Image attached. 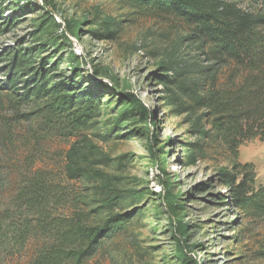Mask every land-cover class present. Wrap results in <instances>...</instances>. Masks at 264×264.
I'll return each mask as SVG.
<instances>
[{"label": "rangeland", "instance_id": "rangeland-1", "mask_svg": "<svg viewBox=\"0 0 264 264\" xmlns=\"http://www.w3.org/2000/svg\"><path fill=\"white\" fill-rule=\"evenodd\" d=\"M224 1L264 17V0ZM1 10V23L13 21L0 34V85L10 54L34 48V66L50 70L53 83L91 95L99 113L82 131H72L42 104L0 90V125L9 122L15 130L12 143L0 135V209L18 217L15 190L37 175L69 197L86 195L89 183L66 176L75 148L76 161L118 179L125 198L115 214L129 220L102 241L89 264H264V221L228 198L218 169L231 155L218 139L199 133L205 110L194 105L192 91L226 83L230 69L196 28L124 0H0ZM107 30L114 39L98 36ZM130 101L133 112L118 122ZM191 144L201 149L194 165L186 164ZM91 146L98 154L92 156ZM237 154L239 163L254 166L255 187H264V142L246 141ZM105 156L106 164L98 159ZM40 244L32 238L0 254V264H27Z\"/></svg>", "mask_w": 264, "mask_h": 264}, {"label": "trees", "instance_id": "trees-1", "mask_svg": "<svg viewBox=\"0 0 264 264\" xmlns=\"http://www.w3.org/2000/svg\"><path fill=\"white\" fill-rule=\"evenodd\" d=\"M124 1L139 8L167 11L183 19L203 36L214 57L230 69L226 83L210 85L202 94L192 91L194 105L205 110L201 116L205 124L199 133L202 138L218 139L231 155L228 166L218 169L220 184L227 190L228 198L245 214L264 221V187H255L252 164L237 161L238 148L244 142L252 139L264 142V32L261 30L264 17L244 13L224 0ZM12 21L0 22V34L10 28ZM114 33L107 30L98 36L112 40ZM34 53L31 48L10 54L6 83L0 85V90L20 96L18 101L42 104L41 108L52 120L72 131H82L97 117L99 104L91 95L71 92L66 83H53L50 70L42 64L39 69L34 66ZM0 61H4L1 55ZM20 83L22 86L17 90ZM132 106L131 101L124 104L118 122L133 112ZM14 132L12 123L0 125L5 143H12ZM190 146L193 148L186 150L189 151L186 164L194 165L201 149ZM75 150L68 155L66 176L72 181L89 183L88 193L69 197L68 193L60 192L61 188L46 184L41 175L26 178L15 190L18 217L9 208L0 209V254H10L15 247L22 249L36 238V241L41 239V244L27 264H89L105 238L126 229L128 218L115 214L125 198L116 186L118 179L76 161ZM95 151L91 146L92 156L98 154ZM98 159L105 164L109 161L106 156ZM164 203L169 209L173 207L170 198H164ZM62 209L69 210V214L60 215Z\"/></svg>", "mask_w": 264, "mask_h": 264}]
</instances>
